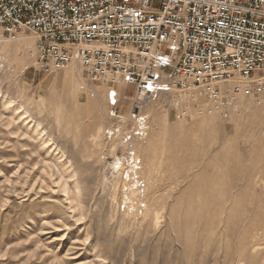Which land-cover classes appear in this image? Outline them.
<instances>
[{
	"label": "rangeland",
	"instance_id": "1",
	"mask_svg": "<svg viewBox=\"0 0 264 264\" xmlns=\"http://www.w3.org/2000/svg\"><path fill=\"white\" fill-rule=\"evenodd\" d=\"M35 45L27 31L0 36V264H264V91L240 79L223 110L201 89L182 92V120L149 104L144 142L130 137L123 91L125 139L110 142L108 88L79 62L35 71ZM149 141L132 174L127 156Z\"/></svg>",
	"mask_w": 264,
	"mask_h": 264
},
{
	"label": "built area",
	"instance_id": "2",
	"mask_svg": "<svg viewBox=\"0 0 264 264\" xmlns=\"http://www.w3.org/2000/svg\"><path fill=\"white\" fill-rule=\"evenodd\" d=\"M21 31L36 38L35 71L79 62L87 80L108 88L118 124L108 136L124 128L120 86L133 90L136 141L148 138L145 107L154 102L169 103L182 120V92L201 89L219 102L218 83L238 76L264 91L252 83L264 73V0H0V36L15 40Z\"/></svg>",
	"mask_w": 264,
	"mask_h": 264
},
{
	"label": "bare ground",
	"instance_id": "3",
	"mask_svg": "<svg viewBox=\"0 0 264 264\" xmlns=\"http://www.w3.org/2000/svg\"><path fill=\"white\" fill-rule=\"evenodd\" d=\"M5 42H9V40H5ZM25 45H27V44H25ZM8 48H9V46L8 45H5L4 46V48L1 50V52L3 53L5 50H8ZM0 52V53H1ZM72 63V62H71ZM73 68V67H72ZM240 79H242L241 77H239V78H233V79H230V80H228V81H225V82H219L218 84L220 85V87L222 88V91H223V95H222V97L224 98V100H223V98H222V101H219V102H216V101H211L210 103H212L213 104V106H215L217 109H220V110H223V109H225L226 107H228L229 105H231V104H234V103H236V101H238V99H239V97H240V95H241V93L243 92L242 91V82H239L238 80H240ZM75 80V70H70L65 76H64V78H63V81L65 82V83H71L72 85H73V83L75 82L74 81ZM243 80V79H242ZM257 80H262V77L261 76H256L255 77V79H253V81H252V83H257ZM243 84H244V86H245V90H247V91H255V90H253V89H250V83L249 82H245L244 80H243ZM258 84V83H257ZM261 84H264V83H261ZM225 85H229V89H227L226 87H225ZM234 87H238L239 88V90H240V93L239 94H233V91H232V89L234 88ZM76 89V88H75ZM243 90H244V88H243ZM123 91H125V88L124 87H122V86H120V88H119V90H118V92L121 94V96H123V94H124V92ZM122 92H123V94H122ZM200 95V94H199ZM199 95H196V96H194L193 97V101H196V102H200V96ZM122 99V98H121ZM107 100H108V105H109V95H108V92H107ZM132 100V99H131ZM110 113H111V111H110ZM107 131H109V130H105V132H104V139L105 138H110V139H112L110 142H113V141H117V140H124L122 137H120V135H117L116 133H111V135L112 136H108V133H107ZM102 132H103V129H101V126H97L96 128H95V133H94V135H92V136H95V135H99L100 134V136H101V134H102ZM150 132H151V130H150ZM150 132H149V134H148V138L146 139V140H148L150 137H149V135H150ZM156 139V138H155ZM154 139V140H155ZM106 140V139H105ZM145 140V141H146ZM110 142H108V143H110ZM142 142H144V141H142ZM149 142H151V141H149ZM154 145V142H151L150 143V145H146V146H142L140 149H139V155L137 156L136 155V152L132 149L131 150V154L129 153V155L127 156V158H126V161L127 162H129L128 163V165H129V167H130V170H131V172L133 171V173L132 174H135V171H140V169H141V161L140 160H138V159H140L141 158V155H144V154H146L147 153V151L150 149V148H152V146ZM131 148H133V147H131ZM116 162H117V160H116ZM153 167V166H152ZM154 168V167H153ZM152 171L151 170H149V169H147V174H150ZM135 179H137V176H133ZM134 182V181H133ZM144 210H145V204H143V203H140V204H136L135 205V207H134V211H136V212H139L140 214H141V212H144Z\"/></svg>",
	"mask_w": 264,
	"mask_h": 264
}]
</instances>
